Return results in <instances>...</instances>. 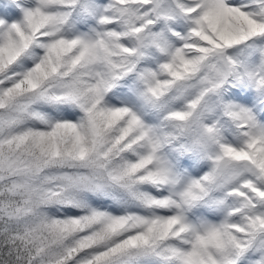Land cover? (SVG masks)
<instances>
[{"label": "snow or ice", "instance_id": "snow-or-ice-1", "mask_svg": "<svg viewBox=\"0 0 264 264\" xmlns=\"http://www.w3.org/2000/svg\"><path fill=\"white\" fill-rule=\"evenodd\" d=\"M0 264H264V0H0Z\"/></svg>", "mask_w": 264, "mask_h": 264}]
</instances>
